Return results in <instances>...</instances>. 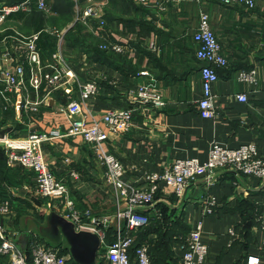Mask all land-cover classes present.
I'll use <instances>...</instances> for the list:
<instances>
[{
    "label": "crops",
    "instance_id": "1",
    "mask_svg": "<svg viewBox=\"0 0 264 264\" xmlns=\"http://www.w3.org/2000/svg\"><path fill=\"white\" fill-rule=\"evenodd\" d=\"M67 1L70 18L61 21L62 9L56 6L60 0H48L52 15L42 23V28L55 26L66 31L76 21L86 0ZM96 1L103 2L106 39L123 44L124 50L105 51L104 59L98 60L92 50L70 45L65 32L62 37L43 32L38 46L43 61H48L55 50H62L70 57L80 80H98V93L85 101V107L96 118L109 108H134L132 127L118 137L110 134L105 143L123 163L124 179L143 184L145 173L160 171L176 158L196 157L205 161L214 142L230 148L253 143L257 155L264 159V0L253 9L225 6L216 0L177 3L161 0L163 7L153 0L145 5L132 0ZM202 8L208 10L212 29L228 59V66L217 69L218 80L212 84L216 112L212 117L200 116L196 108L201 96V62L194 54L193 32ZM19 16L20 13H12L4 31H0L1 49L8 44L3 41L6 33L16 30L28 34L38 28L31 23L20 24L23 19ZM89 19L85 23L99 44L96 24L92 25ZM152 41L158 46L155 51L148 47ZM252 67L257 70L254 82L237 79L239 70ZM24 77L27 80V70ZM145 82H151L162 95L165 102L162 108L132 102L128 90ZM2 91L0 83V136L25 137L34 130L50 134L41 143V153L52 172L67 181L68 196L74 206L78 210L89 208L92 215L112 217L114 198L111 184L103 175V165L96 161L90 145L80 136L64 135L69 121L59 108L67 102L66 95L61 90L46 95L30 86ZM239 93H245L247 100L237 99ZM72 97L78 98L76 85ZM34 105L35 110L31 108ZM216 176L217 181L210 187L202 176L197 177L188 184L181 200L173 193L161 190L156 193L155 204L167 206L169 215H173L169 219L174 220L177 215L171 230L177 228L169 239L172 258L179 264L180 250L173 238L185 235L191 224L200 219L201 237L208 246L203 264H246L249 254L260 256L264 264V231L252 216L255 211L264 214V179L234 174L227 168H218ZM33 186L32 171L8 166L0 145V201H8L11 206L9 213H0V226L3 235L22 248L33 233L53 243L39 228L50 211L64 215L67 210L65 199L41 197L35 194ZM208 195L215 200L210 213L204 207ZM142 210L150 212L148 208ZM157 235L155 230L149 232L145 240L152 244ZM64 243L63 239L57 244L59 252L68 247ZM65 251L69 254L66 264H78L68 248ZM4 262L5 257L0 255V264Z\"/></svg>",
    "mask_w": 264,
    "mask_h": 264
},
{
    "label": "built area",
    "instance_id": "2",
    "mask_svg": "<svg viewBox=\"0 0 264 264\" xmlns=\"http://www.w3.org/2000/svg\"><path fill=\"white\" fill-rule=\"evenodd\" d=\"M132 1L144 5L151 2V0ZM169 1L177 3L181 0ZM216 1L225 6L241 5L253 9L260 0ZM153 2L163 7L161 0H153ZM102 6L103 2L86 0L75 20L85 23L91 17L99 19L95 33L104 38V41L98 44L99 48L120 52L125 49L123 44L106 39ZM32 9L48 12L50 4L48 0L0 2V24L14 12H30ZM42 31L56 34L58 37H62L65 32L54 27L42 28L28 34L13 30L3 37V41L8 42L5 47L0 48V83L3 85V91L30 86L36 92L43 90L46 95L56 90H61L66 95L67 102L59 108L69 121L64 135L80 136L82 141L90 145L96 161L103 165V175L112 187L114 214L111 215L112 217L110 215L101 217L92 215L89 208L78 210L74 206L73 199L68 196L67 181L57 177L43 159L41 143L50 134L37 130L31 131L25 137H11L4 134L0 136V145L4 149L8 166H20L32 171L35 194L51 200L65 199L67 210L63 216L74 223L76 230L91 231L99 236L100 244L95 264H152L148 250L150 243L144 240L135 244V241L137 232L150 223L151 217L160 216L154 208L158 191L173 193L178 200H181L188 184L197 177L202 176L208 187L214 184L217 181L218 168L230 169L234 174L242 173L264 179V159L257 155L253 143L230 148L216 142L211 144L205 161H200L196 157L176 158L160 171L145 173L143 184L124 179L123 163L106 148L105 143L110 134L118 137L132 127L134 108L123 106L109 108L96 118L91 110L85 107V101L98 93V80L96 78L80 80L71 65L70 57L62 50H55L48 61H43L38 46ZM193 41L195 57L201 62L199 66L201 96L196 102V108L200 116L212 117L216 113L212 84L218 80L217 69L228 66V59L212 29L210 14L206 9L202 8L199 11ZM148 47L154 51L158 49L154 41L150 42ZM26 70L27 80L24 77ZM256 75L257 70L254 67L241 69L237 73V79L251 83L256 80ZM74 85L78 88L77 99L72 97ZM151 85V82L139 83L135 88H130L127 94L133 103L160 109L165 103L164 99ZM236 97L240 101L247 100L245 93H239ZM31 108L36 109L35 105ZM204 203H206L205 212L210 213L215 204L214 198L208 195ZM142 208H148L149 214ZM10 210L8 201H0V213L7 214ZM256 220L259 228L264 231V214L258 213ZM111 222L114 223V231L111 241H108L105 239L103 228ZM201 227L202 220H196L187 233L182 235L180 242H177L180 250L179 264L204 263L208 246L202 240ZM230 232L233 234V231ZM3 233L4 229L0 226V255L5 257L3 264H66L67 262L69 254L60 253L57 244L40 239L36 233L32 234L24 248L19 247ZM262 243L264 244V236ZM131 248H133V256H131ZM246 264H263V259L258 255L249 254L246 257Z\"/></svg>",
    "mask_w": 264,
    "mask_h": 264
},
{
    "label": "trees",
    "instance_id": "3",
    "mask_svg": "<svg viewBox=\"0 0 264 264\" xmlns=\"http://www.w3.org/2000/svg\"><path fill=\"white\" fill-rule=\"evenodd\" d=\"M4 1L7 3H12V2H17V1H21V0H4ZM68 3L69 2L67 0L66 1L60 0V2L57 3V5H56V6H60L61 7L60 9H62V11H60L61 21H63V20L66 21V20H68V18H70V7H69ZM34 10L35 11H33V13H29L27 15L23 14V12H25V11H17L14 13H20L19 17H21V18L23 15H25V17H23L22 19L29 20L30 23L38 26V28H36V30H40V29H42L41 26H42L43 21H41V20L43 18L41 15H39L38 12H41V10H38V9H34ZM35 13H37V16H34ZM93 18L94 17H91V20L89 19L90 23L92 25L94 23L97 24L98 19L96 21V19H93ZM37 21H40V22H37ZM88 25L89 24L86 25V23H83L80 20H76L65 31L64 36L66 37V41L70 45L75 46V47L80 48V49H85V48L90 49L93 51L94 58H97L98 60H102V59H104L103 57H104L105 50L99 48L98 44L95 43V40H94L93 35H92V31ZM44 33H46V31H44ZM42 35H43V31L40 34L39 42L41 41ZM99 38L101 39V42L104 41V38H101V37H99ZM154 208L156 209L157 213L158 212L160 213V216L159 217L152 216L150 223L137 232L135 244H139V243L143 242L146 239V236L149 234V232H152L155 230L158 232L157 238L154 240V242L152 244L149 245V249H148L151 261L152 262L153 261L158 262L160 264H177V262L175 261L176 259L172 258V251H171L170 245H169L170 235H172V233L177 228V227H175V228H173V231L171 230V228L173 226V222L175 223V220L177 221V215H174V218H175L174 220L169 219V218H172L173 215H169L170 213L167 211V206L163 205V204H160V205L155 204ZM149 211L150 210H148V212ZM258 213H259V211H255L254 215H252L254 218V221L256 223H257L256 215ZM147 214H149V213H147ZM153 215H155V214H153ZM113 231L111 232L108 241H111ZM181 238H182V235L179 234V235H176L173 239H174V241L179 243ZM173 239H172V241H173ZM67 248L68 247H66V249ZM66 249L65 248L62 249L60 251V253H66V251H65ZM131 256H133V248H131ZM245 262H246V259H245Z\"/></svg>",
    "mask_w": 264,
    "mask_h": 264
},
{
    "label": "water",
    "instance_id": "4",
    "mask_svg": "<svg viewBox=\"0 0 264 264\" xmlns=\"http://www.w3.org/2000/svg\"><path fill=\"white\" fill-rule=\"evenodd\" d=\"M39 232L51 242L63 239L68 245L71 258L78 264H94L99 248V236L91 231L76 230L74 223L56 211H50Z\"/></svg>",
    "mask_w": 264,
    "mask_h": 264
},
{
    "label": "rangeland",
    "instance_id": "5",
    "mask_svg": "<svg viewBox=\"0 0 264 264\" xmlns=\"http://www.w3.org/2000/svg\"><path fill=\"white\" fill-rule=\"evenodd\" d=\"M33 11H35L34 9H32L30 12H26V15H27V13H33ZM42 12V13H41ZM41 12H38L39 13V15H41L42 16V20L41 21H46V20H48L49 18H51V7H50V11H48V12H43V11H41ZM25 13V12H24ZM32 15V14H31ZM34 16H37V13H35L34 14ZM34 18V17H33ZM7 21V20H6ZM6 21L5 22H3V23H1L0 24V31H4V24L6 23ZM21 21V23L20 24H24V23H30V21L29 20H26V19H23V20H20ZM37 22H40V21H37ZM32 24V23H31ZM57 28L58 29V27H55V26H47V27H45V28ZM103 230L105 231V234H106V240H108L109 239V236H110V234H111V232L114 230V223L113 222H111V223H109V225L108 226H105L104 228H103ZM65 241V240H64ZM67 245V243L65 242L64 243V246H66ZM68 246V245H67ZM95 264V263H94Z\"/></svg>",
    "mask_w": 264,
    "mask_h": 264
}]
</instances>
